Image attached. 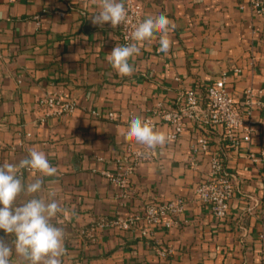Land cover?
I'll use <instances>...</instances> for the list:
<instances>
[{
  "label": "crops",
  "instance_id": "obj_1",
  "mask_svg": "<svg viewBox=\"0 0 264 264\" xmlns=\"http://www.w3.org/2000/svg\"><path fill=\"white\" fill-rule=\"evenodd\" d=\"M128 1L142 5L145 19L164 14L176 28L167 34L172 41L167 53L158 51L162 34L155 33L129 59L132 75L120 76L106 58L117 45L122 46L119 28L91 22L100 10L99 0H0V165L18 163L36 149L56 167L55 176L43 177L38 195L50 199L49 193L54 192L51 198L62 209L52 221L65 230L62 264H264L261 19L252 14L246 0L124 3ZM223 72L230 74L227 86L241 109L248 87L262 92V106L246 116L257 127L251 141L243 139L234 147L221 127L209 132L212 150L221 153L237 180L226 218H216L196 199L195 189L210 168L205 154L198 168L186 162L190 144L201 131L189 119L178 140L152 149L155 158L138 169L130 196L121 204L115 198L116 185L92 170L106 166L98 156L113 159L130 143L142 145L126 139L129 112L149 116L160 100L171 109L180 108L186 88L205 95L207 86ZM48 89L73 95L78 101L74 114L42 121L37 99ZM109 112H115V118H109ZM159 123L154 129L168 134V124ZM24 131L32 135L20 145ZM240 135L244 138V130ZM21 179L27 184L34 177L29 173ZM176 196L186 198L179 225L158 228L154 237H143L136 228L98 230L95 241L80 235L81 228L101 217L126 216ZM0 238L10 246L15 239L3 230ZM160 247H171L173 252L164 258ZM10 261L19 264L15 253Z\"/></svg>",
  "mask_w": 264,
  "mask_h": 264
},
{
  "label": "built area",
  "instance_id": "obj_2",
  "mask_svg": "<svg viewBox=\"0 0 264 264\" xmlns=\"http://www.w3.org/2000/svg\"><path fill=\"white\" fill-rule=\"evenodd\" d=\"M252 14L260 18L263 23L264 38V0H246ZM128 18L127 22L118 25L120 30L121 43L127 45L132 43L130 36L138 22L145 20L142 5L135 1H128L125 4ZM47 13L48 9L43 10ZM63 15V13H61ZM37 24L41 25L40 15L36 16ZM235 71L240 73L241 69ZM229 72H223L220 77L212 81L207 86L206 105L203 103L200 94L193 87H188L184 91V106L171 109L168 104L160 100L156 103L151 115L141 117L149 122L154 128L160 124L159 121L168 124L170 130L168 135L178 140L186 126V120L192 121L201 130L199 135L192 141L189 148L186 162L194 168L199 166V158L205 154L209 157L208 164L210 170L205 179L196 187L195 196L199 203L208 206L218 219L225 218L230 210V202L233 198L237 180L233 173L227 170L223 156L219 151L212 150L209 132L214 127H221L225 139L234 147L240 145L244 139L251 141L252 135L257 131V127L251 118L255 107L262 106L261 90L248 87L245 91L243 106L241 109L236 105L231 92L228 89ZM177 80H180L177 77ZM37 105L42 110V121L54 117L62 119L71 116L78 108L77 99L62 90L48 89L37 99ZM95 115H100L98 110H92ZM129 119L132 120L135 113L129 112ZM109 118H115V112L108 113ZM156 117L159 120H156ZM246 133L241 138L240 132ZM24 137L20 141L23 145L25 138L32 135V132L24 131L20 133ZM254 160L255 156L251 153ZM155 158L152 149L146 146L128 144L124 150L113 159L98 156L97 159L106 163L102 169L93 168V172L113 182L116 185L115 198L123 204L130 196V183L138 169L145 163ZM112 163V167L107 164ZM27 169L21 170L20 178L29 174ZM186 198L176 196L175 198L162 202H151L140 212H132L126 216H116L114 218L101 217L92 225L79 230L82 238L92 241L97 239V231L102 229H119L122 231L139 229L143 237H154L158 228H172L179 225V218L184 213ZM162 257H167L173 252V248L160 247L158 249Z\"/></svg>",
  "mask_w": 264,
  "mask_h": 264
},
{
  "label": "clouds",
  "instance_id": "obj_3",
  "mask_svg": "<svg viewBox=\"0 0 264 264\" xmlns=\"http://www.w3.org/2000/svg\"><path fill=\"white\" fill-rule=\"evenodd\" d=\"M99 9L91 16L93 25L110 23L116 28L127 22L124 0H99ZM175 28V23L164 14L149 17L134 27L130 36L132 43L117 45L106 58L120 76H130L134 69L129 59L140 53L139 45L153 39L155 33H161L158 51L167 53L172 43L167 34ZM126 139L155 149L172 142L174 137L155 130L141 117H134ZM23 169L33 174L32 182L25 184L22 181ZM36 173H40L41 178H35ZM56 173V167L50 165L46 154L36 149L29 150L18 163L0 165V230L15 237L11 246L0 238V264H11L13 253L19 258V264H62L66 252L65 230L52 223L62 209L57 200L51 198L55 196L54 192L49 193L50 199L38 195L44 187L43 177H52Z\"/></svg>",
  "mask_w": 264,
  "mask_h": 264
},
{
  "label": "trees",
  "instance_id": "obj_4",
  "mask_svg": "<svg viewBox=\"0 0 264 264\" xmlns=\"http://www.w3.org/2000/svg\"><path fill=\"white\" fill-rule=\"evenodd\" d=\"M207 89L205 91V95H200L201 96V99L203 100V103L206 105L207 101H208V98H207ZM228 142V141H227ZM229 143V142H228ZM232 200V199H231ZM226 218V217H225Z\"/></svg>",
  "mask_w": 264,
  "mask_h": 264
}]
</instances>
